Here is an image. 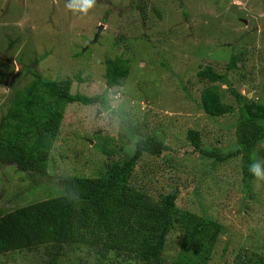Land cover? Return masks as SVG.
<instances>
[{
	"label": "rangeland",
	"instance_id": "rangeland-1",
	"mask_svg": "<svg viewBox=\"0 0 264 264\" xmlns=\"http://www.w3.org/2000/svg\"><path fill=\"white\" fill-rule=\"evenodd\" d=\"M66 3L0 0V117L14 91L31 82L28 68L40 59L36 71L43 79L69 77L71 94L108 98L112 109L126 114L131 127L164 141V159L142 156L130 184L154 198L176 192L178 207L197 214L202 208L196 193L204 196L225 228L210 264H233L240 254L243 261L254 254L264 256V181L254 179L245 191L243 154L226 162L206 160L187 137L190 130L200 132L203 149L222 155L239 150L244 135L251 138V133L238 131L240 107L226 85L222 90L234 114L213 119L201 109L206 83L198 82L201 67L194 53L209 44L218 58H207L203 67L212 65L224 73L225 57L242 49L245 65L240 70L238 65L228 78L237 92L264 103V0H96L84 17L73 14ZM238 44L243 46L239 50ZM116 58L129 62L130 74L123 86L111 88L106 62ZM258 129L262 131V125ZM125 139L119 117L111 111L100 105H68L44 174L29 178L15 171L14 177H7L14 172L0 166V216L60 197L61 176L103 173L110 157L102 147ZM180 235L168 238V260L175 261L180 253ZM64 242L76 243L65 238ZM46 252L41 247L0 253V264H48ZM62 254L58 264L102 260L94 247L84 245L65 246Z\"/></svg>",
	"mask_w": 264,
	"mask_h": 264
},
{
	"label": "trees",
	"instance_id": "trees-1",
	"mask_svg": "<svg viewBox=\"0 0 264 264\" xmlns=\"http://www.w3.org/2000/svg\"><path fill=\"white\" fill-rule=\"evenodd\" d=\"M242 47L238 44L237 50ZM239 51L225 57L227 72L220 73L212 65L203 67L207 58H218L213 56L210 45L196 48L194 54L201 67L196 77L198 82L206 83L200 107L213 119L234 114L235 107L226 102L227 94L222 90L226 85L240 107L238 131L251 133V138L244 135L239 150L222 155L216 150L203 149L200 132L190 130L187 137L189 144L200 150L206 160L217 158L226 162L243 154L244 185L249 192L254 180L248 171L249 164L255 159L264 160V103L249 100L231 85L230 72L238 65H241L239 70L245 65L246 54L242 49ZM40 61L37 59L28 68L31 82L14 91L7 112L0 117V166L14 172L5 171L7 177H14L15 171L29 178L45 173L65 109L70 104L100 105L103 110L111 111L119 117L121 133L126 139L116 145L108 141V148L102 147L111 161L105 165L103 173L95 177L61 176L59 183L64 193L60 197L0 216V253L46 247V254L50 256L48 264H58L65 246L84 245L95 248L102 259L100 264H210L225 228L210 212L212 205L207 199L196 193L202 208V214H197L178 207L176 192H161L154 198L130 184L142 156L164 157V141L141 128L131 127L125 120L126 114L120 112L121 108L112 109L108 98L71 94L69 77L62 81L43 79L36 71ZM106 64L109 87L123 86L122 82L130 74L129 62L116 58L107 60ZM261 125L263 130L259 131ZM113 154L122 161L117 162ZM178 232L181 233V250L177 259L171 261L165 257L167 241ZM63 237L74 239L76 243L64 242ZM233 264H264V256L254 254L250 260L243 261L240 254Z\"/></svg>",
	"mask_w": 264,
	"mask_h": 264
},
{
	"label": "clouds",
	"instance_id": "clouds-1",
	"mask_svg": "<svg viewBox=\"0 0 264 264\" xmlns=\"http://www.w3.org/2000/svg\"><path fill=\"white\" fill-rule=\"evenodd\" d=\"M95 4L96 0H67L65 6L73 14H79L81 17H84L94 8ZM248 171L255 180L264 181V160H253L249 164Z\"/></svg>",
	"mask_w": 264,
	"mask_h": 264
},
{
	"label": "water",
	"instance_id": "water-1",
	"mask_svg": "<svg viewBox=\"0 0 264 264\" xmlns=\"http://www.w3.org/2000/svg\"><path fill=\"white\" fill-rule=\"evenodd\" d=\"M103 29H104L103 26H101V28L99 29V33L97 34V36L100 35V33L103 31ZM97 36H96L95 40L97 39ZM95 40H94V41H95Z\"/></svg>",
	"mask_w": 264,
	"mask_h": 264
}]
</instances>
